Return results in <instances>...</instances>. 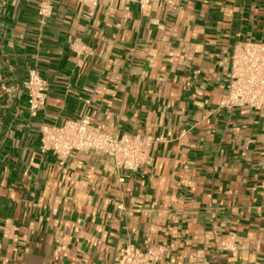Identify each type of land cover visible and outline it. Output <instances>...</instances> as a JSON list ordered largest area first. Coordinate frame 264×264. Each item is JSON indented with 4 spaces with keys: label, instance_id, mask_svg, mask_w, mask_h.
I'll list each match as a JSON object with an SVG mask.
<instances>
[{
    "label": "crops",
    "instance_id": "1",
    "mask_svg": "<svg viewBox=\"0 0 264 264\" xmlns=\"http://www.w3.org/2000/svg\"><path fill=\"white\" fill-rule=\"evenodd\" d=\"M168 1L0 0V264H122L127 243L163 246L158 264H264V106L219 105L234 48L264 42V0ZM78 118L151 138L145 163L40 151L42 125Z\"/></svg>",
    "mask_w": 264,
    "mask_h": 264
},
{
    "label": "built area",
    "instance_id": "2",
    "mask_svg": "<svg viewBox=\"0 0 264 264\" xmlns=\"http://www.w3.org/2000/svg\"><path fill=\"white\" fill-rule=\"evenodd\" d=\"M92 16L99 0H77ZM140 10H147L155 3H168V0H135ZM50 13L48 3H42L38 15L46 17ZM77 53L85 52L86 47L74 46ZM30 112L44 104L45 82L36 70H29L23 83ZM219 105L228 109L249 107L260 109L264 106V42L245 41L232 52L227 76L226 92ZM40 151L51 152L62 163L73 153H91L109 157L116 169L136 171L146 161L153 140L141 135H116L91 125L88 119L67 120L62 125H42L39 129ZM218 250H235L232 238L216 240ZM163 246H149L139 249L132 243L125 246L122 264H158L163 258Z\"/></svg>",
    "mask_w": 264,
    "mask_h": 264
}]
</instances>
